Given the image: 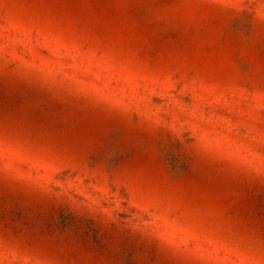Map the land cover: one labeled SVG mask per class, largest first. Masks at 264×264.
Here are the masks:
<instances>
[{"label":"rangeland","instance_id":"374dc122","mask_svg":"<svg viewBox=\"0 0 264 264\" xmlns=\"http://www.w3.org/2000/svg\"><path fill=\"white\" fill-rule=\"evenodd\" d=\"M0 264H264V0H0Z\"/></svg>","mask_w":264,"mask_h":264},{"label":"snow or ice","instance_id":"6c2138e0","mask_svg":"<svg viewBox=\"0 0 264 264\" xmlns=\"http://www.w3.org/2000/svg\"><path fill=\"white\" fill-rule=\"evenodd\" d=\"M244 70H247V68H245Z\"/></svg>","mask_w":264,"mask_h":264}]
</instances>
